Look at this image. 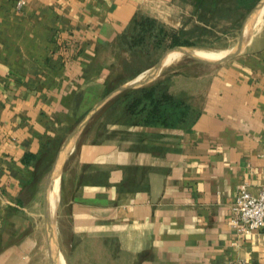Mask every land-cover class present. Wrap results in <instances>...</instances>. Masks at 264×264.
Returning <instances> with one entry per match:
<instances>
[{"label":"crops","instance_id":"1","mask_svg":"<svg viewBox=\"0 0 264 264\" xmlns=\"http://www.w3.org/2000/svg\"><path fill=\"white\" fill-rule=\"evenodd\" d=\"M16 1L0 0V264H48L45 226L31 220L39 191L28 190L53 165L58 139L109 94L118 36L136 15L166 24L168 7ZM240 55L149 85L172 97L173 126L128 111L118 99L128 90L90 115L61 160L59 241L93 245L100 264H264V230L238 238L229 224L238 187L264 186V30Z\"/></svg>","mask_w":264,"mask_h":264},{"label":"rangeland","instance_id":"2","mask_svg":"<svg viewBox=\"0 0 264 264\" xmlns=\"http://www.w3.org/2000/svg\"><path fill=\"white\" fill-rule=\"evenodd\" d=\"M200 1L166 0L165 6H167L168 9H165L164 13H166L168 21L166 24L163 23V25L170 30L180 31V41L181 43H184V45H187L185 47H189L193 50H206L218 53L230 52L237 45L247 14L257 5L260 0H253L252 2L250 1V4H245L241 7L235 6V0ZM263 30L264 6L258 9L253 18L248 23L247 40L249 41L251 38H253V36L259 34ZM251 34H253V36H251ZM246 44L244 45L243 50H245ZM171 49L172 48H168L167 42H165L164 45L158 50L152 49L151 46L138 47L131 51H126L117 47L113 52V59L106 66L108 71L106 77V94L110 93L112 90H115L119 86L136 79L137 77L144 76L163 58L166 59L170 55L169 51ZM175 54L177 53H173L170 55V57ZM203 55L215 57L211 54ZM240 56L241 55H238L232 60L221 65L206 64L192 57L182 56L179 57L180 59L178 61H176L178 59L177 58L175 60L176 62L174 61L172 64L164 67L162 72L154 80L144 86H149L150 84L157 82L160 80L162 74H167L171 70L180 66L213 68L228 64ZM144 86L137 87V89L144 88ZM134 89L135 88L129 90ZM76 125L77 124H74L69 128V130H66V133L64 134L65 136H63L62 140L58 139L57 142H59V144L57 145V151L60 148V144ZM66 158L67 155L65 156L63 163L60 164V167L58 168L59 181L55 180L52 182V202H55L54 206L57 201V194H59L58 190L60 177ZM52 161L49 162L50 164H48V169L43 172L42 176H40L41 179L39 181V185L35 187L31 186L28 190V195L30 196L35 195L39 191V201L37 202V206L35 204V217H33L31 220L32 225L36 226L37 222V225L41 228L42 233H44V189L47 176L52 167ZM54 206H52V209H54ZM56 212L57 205L54 214L51 216L53 231L52 240L54 241L58 253L57 258L61 259L64 264L103 263L104 259H102V256H98V251L93 245L89 243L73 242L71 237L68 235H62V241L58 240L56 230ZM111 255V252H106L105 259L108 260V257H111ZM48 264H50V261H48Z\"/></svg>","mask_w":264,"mask_h":264},{"label":"trees","instance_id":"3","mask_svg":"<svg viewBox=\"0 0 264 264\" xmlns=\"http://www.w3.org/2000/svg\"><path fill=\"white\" fill-rule=\"evenodd\" d=\"M250 1L252 2L253 0H235V6L241 7L245 4H250ZM165 42H167L168 48L187 46L180 41V31L170 30L155 19L137 15L132 18L128 27L117 38L118 47L126 51L146 46H151L152 49L158 50ZM156 88V86L152 85L128 90L118 96V99L123 98L126 100V103L129 104L128 111H136L137 114L146 116L149 119L155 120L160 119L162 116H168L169 125L173 126L177 122V119H175L176 105L171 96L161 93ZM186 113L187 110L179 113V115H185ZM34 158L35 156L26 154L23 160L29 163ZM37 181H33L32 185L37 183Z\"/></svg>","mask_w":264,"mask_h":264},{"label":"water","instance_id":"4","mask_svg":"<svg viewBox=\"0 0 264 264\" xmlns=\"http://www.w3.org/2000/svg\"><path fill=\"white\" fill-rule=\"evenodd\" d=\"M264 2V0H260L257 5L247 14L243 26H242V32L240 35V38L237 42V45L227 53V55L218 58V59H207L202 58L198 56L195 53V50L189 48V47H174L169 51L170 53H179L182 56H188L192 57L200 62L211 64V65H221L224 64L233 58L240 55L242 52L244 45L248 42L247 37L245 35V29L251 18L254 16V14L257 12L258 8L261 6V4ZM165 65V58H163L159 63H157L149 72H147L144 76L137 77L136 79L127 82L112 92H110L107 96H105L98 104L94 106V108L91 110V112L80 122L78 123L73 130L68 134V136L63 141L61 147L59 148L58 154L56 156V159L51 167V170L47 176L46 183H45V189H44V201H43V211H44V226L46 231V238H47V248H48V257L50 264H58L57 261V250L56 246L54 244V241L52 240L53 231H52V224H51V215H50V203H49V187L50 182L52 180V177L54 176V173L57 168H59L61 164L62 157L64 156V152L66 149L72 144V142L75 140L79 132L81 131L83 125L85 124L86 120L92 115L94 112H96L103 104H105L108 100L116 96L117 94L124 92L129 89L137 88L140 86H144L148 83H150L152 80H154L164 69Z\"/></svg>","mask_w":264,"mask_h":264},{"label":"built area","instance_id":"5","mask_svg":"<svg viewBox=\"0 0 264 264\" xmlns=\"http://www.w3.org/2000/svg\"><path fill=\"white\" fill-rule=\"evenodd\" d=\"M25 0H17V9L25 5ZM230 227L238 238H248L264 230V186L257 194H251L245 185L238 187L231 208ZM229 264H241L231 262Z\"/></svg>","mask_w":264,"mask_h":264},{"label":"bare ground","instance_id":"6","mask_svg":"<svg viewBox=\"0 0 264 264\" xmlns=\"http://www.w3.org/2000/svg\"><path fill=\"white\" fill-rule=\"evenodd\" d=\"M262 6H264V2L261 4V6L260 7H262ZM259 7V8H260ZM258 8V9H259ZM258 11V10H257ZM253 18V17H252ZM251 18V19H252ZM250 22V21H249ZM247 26H248V24H247ZM247 26H246V29H245V35H246V37H247ZM251 36H253V34H251ZM248 39V38H247ZM195 53L198 55V56H200V57H202V58H207V59H218V58H221V57H223V56H225V55H227V53L228 52H218V53H216V52H212V51H206V50H195ZM172 53H170V55H171ZM203 54H211V55H213V56H215V57H211V56H206V55H203ZM170 55L165 59V67L166 66H168V65H170V64H172L177 58V60L176 61H178L180 58L179 57H182V55L181 54H179V53H177V54H175V55H173L172 57H170ZM170 57V58H169ZM169 58V59H168ZM175 61V62H176ZM142 77V76H141ZM72 147V144L66 149V151L64 152V155L70 150V148ZM55 180H58L59 181V179H58V168L56 169V171H55V173H54V176L52 177V180H51V182H50V185H51V189H50V187H49V203H50V215L52 216V212H53V209H52V206H54V203L52 202V182L53 181H55ZM58 187V186H57ZM58 190V189H57ZM54 195V194H53ZM58 195V194H57ZM54 197V196H53ZM57 261H58V264H64L63 263V261L61 260V259H59V258H57Z\"/></svg>","mask_w":264,"mask_h":264}]
</instances>
